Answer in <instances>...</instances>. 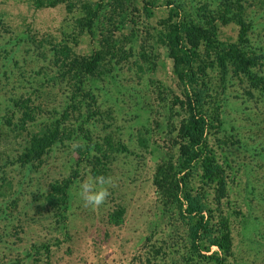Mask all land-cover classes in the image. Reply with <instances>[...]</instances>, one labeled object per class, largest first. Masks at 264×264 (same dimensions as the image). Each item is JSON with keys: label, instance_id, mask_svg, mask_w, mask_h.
<instances>
[{"label": "rangeland", "instance_id": "obj_1", "mask_svg": "<svg viewBox=\"0 0 264 264\" xmlns=\"http://www.w3.org/2000/svg\"><path fill=\"white\" fill-rule=\"evenodd\" d=\"M52 1L0 0V153L24 110L41 124L52 125L61 117L71 90L57 78L55 46L89 54L98 38L109 36L116 50L89 81L98 104L86 128L81 132L70 115L65 138L48 151L40 167L28 172L8 165L13 191L18 187L21 193L13 222L0 221V264H149L145 243L154 229L158 240L182 230L174 217L163 213L154 184L159 163L178 154L174 128L184 115L175 103L180 89L173 60L158 35L169 8H158L148 17L141 0ZM175 1L196 21L206 23L214 15L226 45L240 42V27L233 19L242 6L250 26L243 44L251 53L264 54V0ZM84 3L103 4L94 36L79 35L78 20L87 16ZM225 14L232 21L224 24ZM66 56L68 52L62 58ZM256 70L263 87L253 86L244 74H228L220 95L221 125L212 135L229 176L230 264H264V58ZM213 74L218 85L220 75ZM24 142L16 139L11 152ZM73 143L80 147L73 149ZM97 176L113 177L114 187L105 204L93 210L83 206L78 191L84 179ZM69 177L74 182L63 229L45 197L54 183ZM116 211H123L119 225L117 218L111 220ZM42 243L51 244L50 253H35L33 246ZM180 255L174 259L179 261Z\"/></svg>", "mask_w": 264, "mask_h": 264}, {"label": "trees", "instance_id": "obj_2", "mask_svg": "<svg viewBox=\"0 0 264 264\" xmlns=\"http://www.w3.org/2000/svg\"><path fill=\"white\" fill-rule=\"evenodd\" d=\"M55 1H52V5ZM141 1L148 17L156 15L158 8H169L158 35L168 47L173 60V76L180 89L175 103L184 112L179 125L174 128L176 135L173 144L178 147V154L175 158L161 161L154 174L162 211L166 216L174 217L175 225L182 230L171 238L158 240L155 228L145 243L149 254L147 262L230 264L234 236L232 207L226 202L229 197V176L213 146L212 135L219 131L221 125L220 95L228 74L231 71L244 74L253 86L263 87V78L256 67L264 54L258 56L256 52L251 53V49L243 44L247 41L250 26L242 13V6L236 8L238 12H235L233 19L240 27V42L226 45L220 39L214 15L209 16L205 23L192 19L185 7L175 0H167L165 4L157 0ZM102 7L100 3L97 7L82 4L87 16L78 20L81 29L79 35L89 33L94 36ZM221 17L224 24L232 21L226 14ZM113 41L109 36L107 39L98 38V46L89 54H74L72 50L69 52L68 45L60 43L55 46L56 54L60 57L57 59V78L62 82L67 81L71 92L61 117H57L52 125L37 123L33 112L24 110L12 129L13 134L5 136L4 153H0V221L12 223L20 202V188L13 191L14 183L8 165L14 164L28 172L37 169L43 164L48 151L65 138L67 117H75L70 119L77 123L82 132L95 116L98 100L89 81L98 76L108 54L116 50ZM65 52H68V56L62 58ZM214 71L220 75L218 85L214 80ZM15 103L22 105L18 101ZM23 107L29 109L27 103ZM8 121L12 123L11 118ZM16 139L18 144L19 139L25 142L14 153L11 147ZM87 147L91 148L89 144ZM73 182V178L69 177L61 183H54L52 191L45 197L56 223L63 229L68 225L69 192ZM122 212L116 211L111 215V220L117 218V225L123 221ZM33 248L37 254L50 253L51 244H35ZM180 251V260L177 261L174 257Z\"/></svg>", "mask_w": 264, "mask_h": 264}, {"label": "clouds", "instance_id": "obj_3", "mask_svg": "<svg viewBox=\"0 0 264 264\" xmlns=\"http://www.w3.org/2000/svg\"><path fill=\"white\" fill-rule=\"evenodd\" d=\"M71 147L77 149L80 145L73 143ZM111 187H114V179L111 176L89 177L79 184L78 196L84 207L96 210L107 201Z\"/></svg>", "mask_w": 264, "mask_h": 264}]
</instances>
